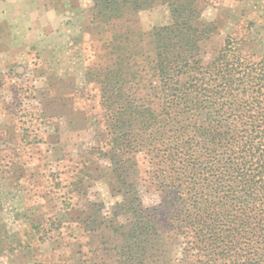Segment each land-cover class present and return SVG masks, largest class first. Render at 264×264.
<instances>
[{
  "label": "rangeland",
  "instance_id": "rangeland-1",
  "mask_svg": "<svg viewBox=\"0 0 264 264\" xmlns=\"http://www.w3.org/2000/svg\"><path fill=\"white\" fill-rule=\"evenodd\" d=\"M251 129L264 0H0V264H264Z\"/></svg>",
  "mask_w": 264,
  "mask_h": 264
},
{
  "label": "trees",
  "instance_id": "trees-1",
  "mask_svg": "<svg viewBox=\"0 0 264 264\" xmlns=\"http://www.w3.org/2000/svg\"><path fill=\"white\" fill-rule=\"evenodd\" d=\"M217 101V99H216ZM214 123H217L218 127L220 124V121H213ZM252 129L248 131V133H245L244 136L246 137V142L241 145V149L238 150L239 153V160L244 159L245 156H248V161H240L239 160L236 163H233L231 165L232 172L236 174L238 184L240 187L244 189L252 188L255 184V179L257 175H261L259 172L260 169H264V161H255V154L259 151V148L257 149L252 145V140L255 139V136H251ZM222 139H228L231 141V137L229 135V132L227 130L223 131L221 133ZM261 152V151H260ZM263 177H264V173ZM262 177V178H263ZM236 179V178H235ZM258 182V179H257ZM264 185V184H263Z\"/></svg>",
  "mask_w": 264,
  "mask_h": 264
}]
</instances>
